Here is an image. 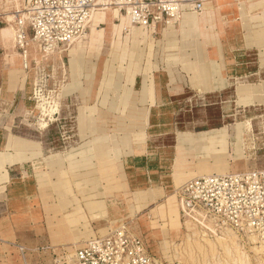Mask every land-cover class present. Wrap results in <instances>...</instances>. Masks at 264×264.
<instances>
[{"label":"rangeland","instance_id":"obj_1","mask_svg":"<svg viewBox=\"0 0 264 264\" xmlns=\"http://www.w3.org/2000/svg\"><path fill=\"white\" fill-rule=\"evenodd\" d=\"M17 1L0 0V28L10 23L5 13H12L22 5L19 0L21 4L17 7ZM221 3L228 12H234L229 16L222 13L216 18L217 32L223 31L227 35L224 39L241 41L245 33L242 28L249 35L256 34L258 39H264V0H226ZM218 5L216 13L221 8ZM113 12L106 22L99 20L101 14L94 15L86 35L71 45L48 50L35 45L33 55L32 46L28 44L31 61L26 70L31 74L28 109L16 110L18 98L7 100L6 110L0 109L5 132L26 143H14L13 149L7 147V152H0V193H3L4 185L9 187L8 182L5 184L6 174L8 179L19 176L30 182L37 180L38 190L33 197L24 199L15 211L7 198L12 187L5 190L3 199L0 198V264H48L49 257L39 253L41 247L51 244L77 247L92 237L105 235L110 223L120 222H126L133 233L144 238L150 253L160 264H264V241H256L254 236L255 241L251 236L241 238L230 230L221 234L212 228V233L204 230L203 227L209 226L202 223L201 227L184 216L171 188L163 191L154 203L146 202L144 209L137 206L140 203L135 201L136 195L132 199V195L123 191L110 194L101 189L106 178L100 182L92 171L99 160L110 157L114 143L122 148L121 144L129 139L131 130H113L112 117L119 115L114 109L123 107L120 91L112 89L113 64L107 75V91L97 97L88 91L96 74L91 75L92 66L96 62L102 66L101 63L112 57V27L108 22L111 20L119 25L122 19L121 14L114 9ZM115 13L119 15L117 18ZM181 20L182 17L174 23L175 29L178 30ZM97 24L98 27H94ZM91 25L94 33L90 32ZM24 32L27 41L33 40L32 31L26 25ZM156 38L160 39V35ZM95 40H100L97 46L91 43ZM102 46L104 49L99 52ZM75 48L83 63L79 78L73 77L69 62ZM15 50L20 57V50ZM3 52L4 48H1L0 55ZM20 80L21 77L19 83ZM184 91L197 89L186 86ZM185 98H189L187 105L191 106L182 112L183 117L192 123L194 128L191 130L198 134L194 137L179 133L178 148L184 144L194 145L191 153L204 166L212 158L211 169L205 171L206 175L264 170V69L256 75L234 78L227 92L222 94L201 99L191 92ZM81 108L89 109L86 114L91 120L101 108L100 132L91 134L88 126L84 139L80 138L77 120ZM123 114L126 115L125 111ZM124 116L122 124L125 123ZM43 120L46 127L41 126ZM208 120L218 129L209 131ZM186 126L182 124L180 130L185 131ZM18 162L26 166L19 173H11L5 168L6 164ZM14 183L16 192L24 194L28 190ZM134 207L138 211L135 217L124 212L128 209L134 212ZM107 211L113 217L108 218ZM20 246L27 249H23L24 255L19 251Z\"/></svg>","mask_w":264,"mask_h":264},{"label":"crops","instance_id":"obj_2","mask_svg":"<svg viewBox=\"0 0 264 264\" xmlns=\"http://www.w3.org/2000/svg\"><path fill=\"white\" fill-rule=\"evenodd\" d=\"M222 1L226 0L209 1L205 4V8L214 4L213 2L221 5ZM204 12L200 14L185 12L178 30L173 27V22L160 25L155 30L139 27L131 24L129 19L122 15L120 24L113 23L111 30L112 62L109 57L106 63H101L102 66L100 62H96L91 68V75L95 72L96 74L92 77L88 91L90 95L97 97L107 91L105 88L107 75L113 64L112 89L120 91L119 97L123 106L114 109L119 115L115 113L117 116L112 117L113 130L118 132L122 128L131 129L129 139L121 144L122 148L114 143L110 157L99 160L95 171L92 172L100 182L102 178L103 180L106 178L107 182L100 185L103 192L112 194L123 191L127 195H132V199L136 195L135 201H139L140 204L137 206L141 209L145 208L146 202L154 203L155 199L168 188L173 189L174 192L175 187L195 177L206 175L205 171L211 169L212 163H209L213 159L210 158L211 161L204 166L198 157L191 153L194 145L184 144L180 149L178 148L179 133H189L194 137L198 134L191 130L194 128L192 123L182 114L187 106H191L189 103L187 105L189 98H185L186 94L197 93L201 99L207 95L222 94L227 92L230 81L234 78L256 75L264 69V39H258L256 34L249 35V32L242 28L245 31L242 40L229 42L227 38L224 39L227 35L223 31L217 32L216 18L222 13L229 16L234 12H228L223 4L218 13ZM110 13L113 14L112 11H107L105 16L98 11L94 15L97 17L101 14L98 16L99 20L106 22ZM118 16L116 14L115 18ZM203 16H210L207 24H201ZM196 18L200 19L198 23L195 22ZM94 27H98V24ZM2 28H0V49L4 48V52L0 55V109L6 110L7 100L18 98L16 110L23 112L29 105L27 96L31 87V74L23 69L21 58L14 55L17 54L15 47L3 33ZM207 33L209 37H204ZM157 35H160V39L156 38ZM102 40L101 42H104ZM99 41L95 40L91 43L96 45ZM80 42L76 43V48ZM172 44L175 45L171 46ZM76 48L72 50L73 56L69 62L73 77L79 78L82 76L83 63L82 56L78 54L79 50ZM103 49V46L100 47L99 52ZM176 66H179V69ZM186 86L194 87L197 91H184ZM100 109H97L96 118L92 120L86 114L90 112L88 108L80 109L77 120L81 129V139L87 138L86 130L89 128L91 134L93 131L100 132ZM124 111L126 115H122ZM123 116L124 124L121 120ZM207 122L209 131L218 129L210 123L211 120ZM4 124L0 119V152L8 148L13 149L14 143H26L22 139L10 136L8 131L6 133ZM182 124L187 125L185 131L180 130ZM5 168L11 173H19L26 166L25 163L18 162L6 164ZM7 182L9 187L6 188L4 185L0 198L3 199L5 190L8 191L12 187L7 198L14 211L24 199L33 197L38 190L37 180L30 182L19 176L8 179L6 174L5 184ZM14 182L27 187L28 190L24 194L16 192L13 187L16 186ZM135 208L134 212L129 209L124 212L135 217L138 213ZM107 217L113 216L107 211ZM112 225L116 223H110L108 227Z\"/></svg>","mask_w":264,"mask_h":264},{"label":"built area","instance_id":"obj_3","mask_svg":"<svg viewBox=\"0 0 264 264\" xmlns=\"http://www.w3.org/2000/svg\"><path fill=\"white\" fill-rule=\"evenodd\" d=\"M209 1L214 0H22L14 13L16 47L27 70L31 61L25 25L38 47L48 50L83 38L94 13L104 9H114L131 24L155 30L178 22L185 12L200 14ZM174 194L184 216L201 227L202 223L209 226L204 230L212 228L220 234L230 230L241 238L264 241V170L198 176L175 187ZM39 250L49 257L48 264H160L144 238L126 222L108 227L105 235L77 247L59 244Z\"/></svg>","mask_w":264,"mask_h":264},{"label":"bare ground","instance_id":"obj_4","mask_svg":"<svg viewBox=\"0 0 264 264\" xmlns=\"http://www.w3.org/2000/svg\"><path fill=\"white\" fill-rule=\"evenodd\" d=\"M14 1V0H13ZM17 1V0H16ZM19 1V0H18ZM18 1H17V3H16V6L18 7L21 3H18ZM22 1V0H21ZM12 6V5H11ZM16 7V8H17ZM21 7V6H20ZM20 7H18L14 12H12V13H8V12H6L5 14H6V18H8L9 19V21H10V23L8 24V25H6L5 27H3L2 28V30H3V33L7 36V38L9 39V40H11V42H12V44H13V46L15 47V44H16V37H17V23H16V21L14 20L15 19V15L16 14H14L16 11H18V9L20 8ZM220 6L217 4H212V5H209V6H207L206 8H204V13H210V14H212V13H216V9H218ZM112 10V12H113V9H111ZM111 10H109V9H104L103 11H100V13H102L103 15H105L106 16V12L107 11H111ZM115 11V10H114ZM207 11V12H206ZM218 11V10H217ZM8 13V14H7ZM114 13V12H113ZM94 17V16H93ZM93 17H92V19H93ZM209 17L210 16H203L202 18H201V24L203 23V24H207L208 22H209ZM91 19V20H92ZM200 19L199 18H196L195 19V22H197L198 23V21H199ZM106 21H107V19H106ZM109 24H110V26L112 27L113 26V22H111V20L108 22ZM91 28H90V30L93 32V30H92V25L90 26ZM202 27V26H201ZM210 28V27H209ZM209 28L207 29L208 31H209ZM1 30V31H2ZM94 33V32H93ZM99 35V34H98ZM99 37V36H98ZM204 37H209L208 36V33L205 35L204 34ZM29 41H33V40H28V44H29V46L31 45L32 47H31V52H32V54L34 55V48H35V45H37L36 44V42L35 41H33V43H31V42H29ZM35 42V43H34ZM69 45H71V44H69ZM16 48V47H15ZM29 49V48H28ZM30 51V50H29ZM42 54V53H41ZM14 55H16V54H14ZM33 55H32V57H33ZM56 89V88H55ZM54 111V110H53ZM55 113V112H54ZM48 123V122H47ZM41 126H43V127H46L47 126V124H46V122L43 120V122L41 123ZM222 174H225V173H222ZM228 234V233H227ZM253 239H254V237L253 236H251ZM251 238V239H252ZM250 239V238H249ZM254 241H255V239H254ZM224 243V242H223ZM20 248H22L21 246H20ZM22 249H25V248H22ZM227 249V248H226ZM25 250H27V249H25ZM228 250V249H227ZM24 255V254H23ZM22 257V256H21ZM24 258V257H23ZM192 260V259H191ZM25 261V260H24ZM23 263V262H22ZM26 263V262H25Z\"/></svg>","mask_w":264,"mask_h":264}]
</instances>
